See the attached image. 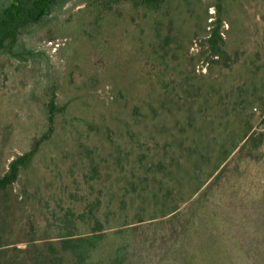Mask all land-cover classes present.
Instances as JSON below:
<instances>
[{
  "label": "rangeland",
  "instance_id": "1",
  "mask_svg": "<svg viewBox=\"0 0 264 264\" xmlns=\"http://www.w3.org/2000/svg\"><path fill=\"white\" fill-rule=\"evenodd\" d=\"M135 2L120 0L106 11L81 0L58 2L23 29L14 50L0 52V174L12 158L38 148L31 183L24 178L0 201V221L7 222L2 242L21 248L44 242L56 233L51 211L57 201L100 191L84 181L86 155L110 160L116 145L127 148L132 161L162 139L160 128L177 134L187 122L171 98L195 97L204 112L202 120L187 124L189 136L204 119L207 131L231 136L245 126L231 112L234 100L240 91L253 93L254 115L248 106L246 115L255 132L264 130V0H165L155 11ZM219 22L225 62L212 60L207 43ZM52 92L65 112L45 139ZM152 104L164 121L147 120ZM260 150L259 160L241 164L244 176L235 187L245 202L264 199V141ZM206 225L217 239L231 236L218 220L208 217ZM220 250L210 261L197 251L195 264H227Z\"/></svg>",
  "mask_w": 264,
  "mask_h": 264
},
{
  "label": "trees",
  "instance_id": "2",
  "mask_svg": "<svg viewBox=\"0 0 264 264\" xmlns=\"http://www.w3.org/2000/svg\"><path fill=\"white\" fill-rule=\"evenodd\" d=\"M66 1L0 0V52L14 50L26 26L39 22L56 3ZM81 1L106 11L120 0ZM164 1L136 0L135 7L155 11ZM207 43L212 60L225 62L228 53L220 22ZM243 94L240 91L231 112L245 126L239 132L234 129L236 134L233 131L231 136L207 131L202 123L206 119L189 136L187 124L202 120L204 112L196 107L195 97L187 95L170 99L176 111L184 110L187 123L179 126L177 134L160 128L162 139L149 137L155 140V153L148 148L131 161L127 148L114 145L110 160L99 162L92 152L86 155L89 164L84 181L90 187L98 185L100 191L82 195L76 202L70 197L66 202L57 201L51 211L56 233L44 242L21 248L0 239V264H195L197 251L202 254L200 259L210 261L220 249L225 250L227 264H264V199L245 202L235 187L244 176L242 162L259 160L264 141V130L255 132L246 115L247 106L254 115V94ZM259 100L264 123V94ZM153 108L147 120L154 124L164 121V114L156 115L157 107ZM64 112L65 107L56 103L55 92L50 93V126L45 139L53 132L56 117ZM209 117L213 127L215 118ZM37 150L34 147L10 160L0 174V201L24 178V184L31 183L29 167ZM208 217L222 223L231 236L213 237L206 225ZM6 225L0 221V228Z\"/></svg>",
  "mask_w": 264,
  "mask_h": 264
}]
</instances>
